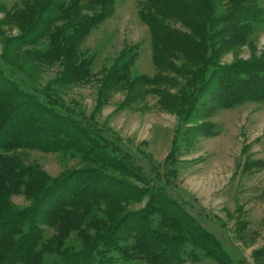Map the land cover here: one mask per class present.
Returning a JSON list of instances; mask_svg holds the SVG:
<instances>
[{"label":"trees","instance_id":"obj_1","mask_svg":"<svg viewBox=\"0 0 264 264\" xmlns=\"http://www.w3.org/2000/svg\"><path fill=\"white\" fill-rule=\"evenodd\" d=\"M117 1L24 0L20 33L2 41L0 264H182L197 253L249 264L235 260L172 187L189 136L214 134L206 121L223 109L264 102V59L223 63L264 24L263 0H140L156 76L134 75L137 46L97 75L96 55L82 44ZM52 69L53 78L41 79ZM95 78L97 110L66 103L64 88ZM114 89H126L128 101L158 94L179 117L163 163L98 118ZM33 152L55 155L62 170L51 175ZM17 196L27 204L17 205ZM255 258L264 260V246Z\"/></svg>","mask_w":264,"mask_h":264},{"label":"rangeland","instance_id":"obj_2","mask_svg":"<svg viewBox=\"0 0 264 264\" xmlns=\"http://www.w3.org/2000/svg\"><path fill=\"white\" fill-rule=\"evenodd\" d=\"M23 2L0 0V53L4 48L2 41L20 33V14L28 13ZM139 4L140 0H118L114 14L83 41L82 52L96 55L94 72L97 75L110 67L122 50L137 46L134 75L156 76L151 33L139 15ZM261 5L264 8V0ZM92 13L83 10L85 15ZM252 59H264V24L256 27L246 44L228 51L223 63ZM40 75L41 79L48 80L56 75V70ZM100 82L95 78L83 85L64 88L66 103L87 112L97 110ZM127 96L126 89L111 90L104 97L98 118L129 145L136 149L142 146L163 163L173 147L179 117L162 107L158 94L141 99L130 97L129 101ZM206 122L214 134L189 136L188 145L179 155L178 178L172 192L187 202L206 228L217 234L235 260L264 264V260L255 258V251L264 246V102L223 109ZM32 159L39 161L53 176L62 170L55 155L33 152ZM254 162H260L261 166H249ZM13 201L19 206L27 204L22 196L14 197ZM197 254L198 257L186 256L182 264H219ZM120 264L148 263L139 260Z\"/></svg>","mask_w":264,"mask_h":264}]
</instances>
